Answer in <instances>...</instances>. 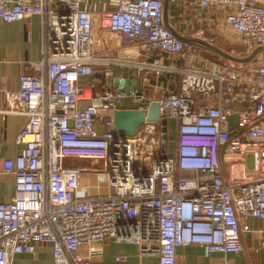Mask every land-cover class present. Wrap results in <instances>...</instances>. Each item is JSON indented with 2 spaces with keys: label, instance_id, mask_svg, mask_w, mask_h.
<instances>
[{
  "label": "built area",
  "instance_id": "obj_1",
  "mask_svg": "<svg viewBox=\"0 0 264 264\" xmlns=\"http://www.w3.org/2000/svg\"><path fill=\"white\" fill-rule=\"evenodd\" d=\"M90 1L0 0V20L39 16L45 30L35 71L21 74L17 90L0 86V119L26 117L15 137L20 153L3 160L15 194L0 202V264L35 253L42 242L53 245L52 264H92L101 251L84 257L80 249L105 239L133 244L159 264H177L178 249L190 245L208 258L243 252L245 219L264 220V56L244 66L225 59L194 65L190 45L166 25L164 0H117L99 24L124 46L140 48L138 72L184 76L180 92L158 100L161 119L177 121L174 150L163 146L159 121L123 140L115 130L120 102L146 97L137 88L111 87L120 60L98 51ZM194 2L226 8L223 22L247 53L264 46V0ZM165 57L183 64H166ZM84 173L107 194L83 191ZM116 260L125 264L128 256Z\"/></svg>",
  "mask_w": 264,
  "mask_h": 264
},
{
  "label": "crops",
  "instance_id": "obj_2",
  "mask_svg": "<svg viewBox=\"0 0 264 264\" xmlns=\"http://www.w3.org/2000/svg\"><path fill=\"white\" fill-rule=\"evenodd\" d=\"M116 4L117 0L90 1V7L95 15L96 33L103 29L99 24L102 14L114 10ZM225 11L226 8L220 7L203 9L194 0H186L177 4L170 2L169 23L178 34L188 37L199 36L209 40L208 38L213 36H208V34L214 30L218 34L224 30L222 29L224 27L229 30L223 22ZM103 30L106 32L105 35L111 38V42L105 44V38L98 36L97 33L98 51L103 53L107 50V53L113 54L120 60V64L113 67L115 75L109 78L112 88H114L112 83L114 79L121 77L136 79L138 81L137 89L146 98L153 101H160L170 92H180L184 84L183 75L170 72L163 75H156L151 71L138 72L134 63L145 59V56L141 55L140 48L138 46L126 47L121 43L120 36ZM44 31L42 18L39 16L12 23L0 20V86L6 84L11 90H17L21 74L35 71L43 58ZM190 48L189 52L190 54L193 53L194 65L206 67L213 61L208 54H205L207 52L212 53L211 51L196 45H192ZM173 59L165 57L164 62L178 66L183 64L180 57ZM142 103L125 98L120 102V109H137ZM234 105L241 108L238 103H234ZM4 106L5 96L0 91V109ZM232 119V124H236L237 114ZM25 124L26 117L23 115L10 114L5 119H0V202L9 201L15 194V179L11 175L4 174L2 166L3 160L14 159L20 153L22 145L16 143L15 137ZM168 132L174 141L177 136V121L168 120ZM80 163L91 164L89 161ZM82 190L91 196L107 194L106 186L99 184L96 177L91 173L82 175ZM245 224L248 225V230L243 233V252L215 253L208 258L203 247L190 245L178 249L177 264H264V246L261 244L264 220L249 217L245 219ZM52 246L48 242L39 243L35 253L16 254L13 256L11 264H52ZM92 250L101 251L100 254L92 256V264H120L116 260L119 255L128 256V262L125 264H159L158 257L141 256L138 247L130 243L105 239L89 246L85 245L79 253L81 256L88 257ZM257 251H259V255L255 256Z\"/></svg>",
  "mask_w": 264,
  "mask_h": 264
},
{
  "label": "water",
  "instance_id": "obj_3",
  "mask_svg": "<svg viewBox=\"0 0 264 264\" xmlns=\"http://www.w3.org/2000/svg\"><path fill=\"white\" fill-rule=\"evenodd\" d=\"M165 3V22L169 29L173 33L185 42L188 45H196L202 47L203 49L209 50L217 56L228 60L233 66H244L246 64L254 61L261 52L264 51V46L255 48L252 52L243 54V55H234L232 53H227L224 49L216 46L215 44L200 38V37H188L182 34H178L169 23V3L170 0H164ZM98 36L105 38V44L111 42V38L105 35L103 29H100ZM115 89L120 91L129 92L131 89L137 88L138 81L136 79H128L117 77L112 82ZM143 106L149 107L148 110L145 109H120L115 112V130L116 134L121 136L123 140H126L128 137H134L137 134L139 127L146 121L148 122H161L162 128V138L163 146H167V137H168V120L161 119L160 116V106L158 101H151L148 98H144Z\"/></svg>",
  "mask_w": 264,
  "mask_h": 264
},
{
  "label": "rangeland",
  "instance_id": "obj_4",
  "mask_svg": "<svg viewBox=\"0 0 264 264\" xmlns=\"http://www.w3.org/2000/svg\"><path fill=\"white\" fill-rule=\"evenodd\" d=\"M222 29H224V30H222V32L220 34L216 33L215 30L213 31L215 33H213V32L209 33L208 36H210V35L213 36L211 38H208L209 40H207L206 38H203V37H200V38H203V39L215 44L216 46L227 51V53L229 52V53H232L234 55L247 54L246 46H244L242 39L239 36V34L235 31H229L225 27ZM210 39H213V40H210ZM191 46H189V48ZM200 52H199V54H200ZM202 53H205V52L202 51ZM205 54H208L209 58H211V60H213V61L223 59V58H221L215 54H212V53L207 52ZM262 56H264V51L261 52V54H259V56L254 60V62H256V61L258 62V59H260V57H262ZM168 146H170V148L172 150H174V144L173 143H170V145H168ZM258 255H259V251H257V254H255V256H258Z\"/></svg>",
  "mask_w": 264,
  "mask_h": 264
},
{
  "label": "trees",
  "instance_id": "obj_5",
  "mask_svg": "<svg viewBox=\"0 0 264 264\" xmlns=\"http://www.w3.org/2000/svg\"><path fill=\"white\" fill-rule=\"evenodd\" d=\"M169 133V132H168ZM172 139H171V137H170V135L168 134V137H167V142H168V144H167V146L168 145H170V143H172Z\"/></svg>",
  "mask_w": 264,
  "mask_h": 264
}]
</instances>
